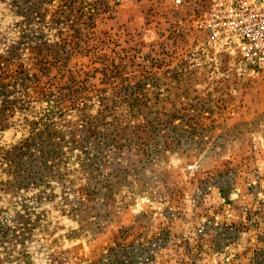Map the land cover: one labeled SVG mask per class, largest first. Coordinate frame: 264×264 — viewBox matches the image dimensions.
<instances>
[{
  "label": "rangeland",
  "instance_id": "obj_1",
  "mask_svg": "<svg viewBox=\"0 0 264 264\" xmlns=\"http://www.w3.org/2000/svg\"><path fill=\"white\" fill-rule=\"evenodd\" d=\"M235 3L0 0V264H264Z\"/></svg>",
  "mask_w": 264,
  "mask_h": 264
},
{
  "label": "built area",
  "instance_id": "obj_2",
  "mask_svg": "<svg viewBox=\"0 0 264 264\" xmlns=\"http://www.w3.org/2000/svg\"><path fill=\"white\" fill-rule=\"evenodd\" d=\"M233 27L243 41V56L264 68V0H235Z\"/></svg>",
  "mask_w": 264,
  "mask_h": 264
}]
</instances>
